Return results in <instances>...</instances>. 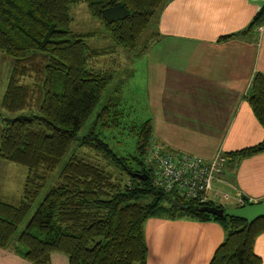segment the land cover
Masks as SVG:
<instances>
[{"label":"trees","instance_id":"16d2710c","mask_svg":"<svg viewBox=\"0 0 264 264\" xmlns=\"http://www.w3.org/2000/svg\"><path fill=\"white\" fill-rule=\"evenodd\" d=\"M166 1L0 0V51L12 61L0 107L11 117H29L3 121L0 132V159L27 170L18 205L0 201V248L19 250L33 264H49L54 252L64 254L68 264H146L147 219L213 220L226 235L209 264H261L254 243L264 232V219L247 226L241 219L216 217L200 212V207L226 208L183 200L153 186L145 162L152 139L149 119L133 126L134 150L124 155L114 152L105 140L110 139L108 131L121 127L108 107L98 113L87 134L78 137L112 76L92 65L93 59L110 52L88 45L96 33L70 30L69 6L85 3L112 42L133 52ZM263 22L264 5L242 34ZM26 78L32 83L23 82ZM248 103L264 131V75L253 77ZM77 138L81 148L94 152L119 174L72 155L18 232L50 173ZM260 152H264V139L228 154L226 160L230 166ZM133 174H144L146 179ZM244 204L254 203L245 200Z\"/></svg>","mask_w":264,"mask_h":264},{"label":"crops","instance_id":"0c3cea01","mask_svg":"<svg viewBox=\"0 0 264 264\" xmlns=\"http://www.w3.org/2000/svg\"><path fill=\"white\" fill-rule=\"evenodd\" d=\"M263 5L264 0H167L148 26H153L150 34H142L129 56H146L144 109L151 122V143L163 152L204 160L220 153L227 159L228 154L263 141L264 131L248 96L253 77L264 75V22L242 34ZM96 38L106 45L90 47L110 52L93 59L92 65L112 76L106 91L108 107H116L113 115L122 127L125 114L121 106L130 105L135 98L131 87L126 89L134 70L128 68L130 63L121 71L107 66L105 62L123 54L122 48L104 31L88 43ZM99 59H106L104 66H98ZM3 161L0 159V201L18 205L27 170L6 167ZM238 199L264 201V152L232 166L226 162L214 182L211 203L229 209L238 207ZM225 235L222 225L213 220L149 218L144 225L146 264H209ZM254 253L264 264V232L255 240ZM0 264L33 263L19 250L0 248ZM49 264H68V259L54 252Z\"/></svg>","mask_w":264,"mask_h":264},{"label":"rangeland","instance_id":"374dc122","mask_svg":"<svg viewBox=\"0 0 264 264\" xmlns=\"http://www.w3.org/2000/svg\"><path fill=\"white\" fill-rule=\"evenodd\" d=\"M69 14L72 18L70 30L74 33L95 32L96 37H98L100 34V31H104L101 24L90 16L85 3H78V4H74V5L69 6ZM152 27L153 26H150L149 28H147L142 37L149 35ZM106 43L107 42H102V40H100V39L97 40V38H96L95 40H93V42H89L88 44H89V46H93V47H101V46L106 45ZM121 50L123 53V54H120L121 56L115 55L113 60H111V62H109V61L105 62L107 64V66H108V64H110L115 71L125 70L129 63L130 64H129L128 68H132L134 70L133 76L131 78H129V81H128V84H130V86H128V85L126 86V89L131 87V89H132L131 94L135 96V98L133 97V99H134L133 103H131L130 105L124 104L123 106H121V110H122L121 112L123 114H125V115H123L124 117L121 119L122 127L120 129H116L114 131H108L107 136L109 138H111V137H113V138H111V139L106 138L105 139L106 142L108 143L109 147L114 152H116L118 155H124V154L132 152L133 145H134L133 142L136 138V134L132 130V128H133V126L139 125L140 123H142L148 119L147 111L144 109L145 99H144V93H143L144 71H145L144 63L146 62V56L143 55L142 57H140L138 59H137V57L132 59L131 56H129V54H131L132 52H127L123 49H121ZM125 57H128V59H126ZM105 60L106 59H104V60L99 59L100 62H99V65H98V63H97V65L101 66L102 61L104 62ZM130 61H132V62H130ZM102 66H104L103 63H102ZM119 67H124V68H119ZM10 71H11L10 58H8L6 55H4L0 51V102H1V99L4 95V92H5V89L7 86ZM23 82H25L26 84L32 83L31 79H29V78L28 79L26 78L25 80H23ZM108 105H109V98L105 92L102 99L100 100L98 105H96L92 114L88 118L86 125L80 130L78 137H82V136H85L87 134L89 127H91L93 125L98 113L104 107H108ZM108 108L111 111V112H109L110 115H113V112L117 110L116 107L110 106ZM133 108H135V109H133ZM10 117H11V115L6 113L0 107V132L3 128L4 119L10 118ZM79 142H80V139L77 138L72 143L70 149L68 150L67 154L62 159V161H61L60 165L57 167V169L54 172L50 173L49 180H48L45 188L43 189L40 197L38 198V201L33 205L31 212L29 213L25 222L18 228V232H20L22 229H24L28 219L33 215V213L37 209L38 205L40 204V202L42 201L44 196L55 185L57 178H58V175H59V172L61 171V169L65 165L68 158L71 157L72 155L78 156V157H84V158H86L85 160L87 162H90V163L97 165L99 167H104L105 169H107V171H110L111 173H113L115 175L119 174V171L117 169L112 167L109 163H107L101 157L97 156L94 152L87 150V149H84V148H81L79 146ZM145 158H147V157H145ZM3 163H4V166H6V167H18V169H20V171L26 172V169L22 166L11 164V163H8L5 161H3ZM230 165L232 166L233 164H230Z\"/></svg>","mask_w":264,"mask_h":264},{"label":"built area","instance_id":"2783aa9c","mask_svg":"<svg viewBox=\"0 0 264 264\" xmlns=\"http://www.w3.org/2000/svg\"><path fill=\"white\" fill-rule=\"evenodd\" d=\"M146 163L154 187L177 197L204 204L210 202L213 184L218 181L227 160L217 153L212 159L184 153H168L150 143L147 148ZM244 201L238 199V207Z\"/></svg>","mask_w":264,"mask_h":264},{"label":"water","instance_id":"95a60500","mask_svg":"<svg viewBox=\"0 0 264 264\" xmlns=\"http://www.w3.org/2000/svg\"><path fill=\"white\" fill-rule=\"evenodd\" d=\"M29 120L26 115H16L14 117L5 118L4 121L14 123L16 121ZM132 177L144 180L146 176L144 174H133ZM200 212L208 213L216 217H229L241 219L250 226L259 219H264V201L254 204H244L240 207H234L229 209H220L217 207L203 206L199 209Z\"/></svg>","mask_w":264,"mask_h":264}]
</instances>
